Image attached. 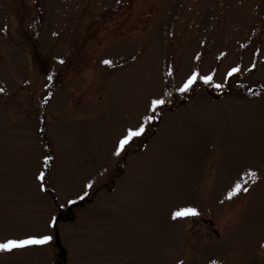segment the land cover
<instances>
[{"label":"rangeland","instance_id":"374dc122","mask_svg":"<svg viewBox=\"0 0 264 264\" xmlns=\"http://www.w3.org/2000/svg\"><path fill=\"white\" fill-rule=\"evenodd\" d=\"M193 68L223 87L173 92L113 156L146 99ZM263 86L264 0H0V238L53 235L0 264H264V91L246 92ZM248 167L258 181L228 199ZM186 206L199 214L173 221Z\"/></svg>","mask_w":264,"mask_h":264},{"label":"snow or ice","instance_id":"6c2138e0","mask_svg":"<svg viewBox=\"0 0 264 264\" xmlns=\"http://www.w3.org/2000/svg\"><path fill=\"white\" fill-rule=\"evenodd\" d=\"M243 47V45H241ZM220 56H224L225 53L221 52ZM199 56V53L197 54ZM219 58V57H218ZM59 63H63L61 58H57ZM135 59V57H133ZM104 65L111 66L113 61L110 59H102L100 61ZM250 68H254L255 64L249 66ZM240 65H235L227 69L224 78L228 79L233 76V74L239 72ZM248 69H245L247 71ZM167 75L172 76L173 70L171 67L168 69ZM47 79L51 81L53 79L52 75L49 74ZM197 81H202L206 85H211L216 89H220L223 87L222 84L214 83V72H209L206 75H201L197 68H193L190 73H188L182 81L179 83V86L174 87L171 90H165L162 94H153L146 99L144 111L138 116L136 123L127 124L122 127L120 133L116 137L113 142L111 154L113 156L119 157L122 154H126L130 148H134L139 141L142 140L148 128L156 121L159 120V110L160 106L168 103V97H171L173 92H178L181 95L188 93L193 89L194 85ZM27 83V81H25ZM45 88L48 87L47 84L44 85ZM5 89L0 87V93H3ZM248 92L251 93L252 89L249 88ZM51 96V93L48 94ZM48 97H45V101ZM43 166L34 174V179L37 182L38 190L41 193H44L47 189V173L46 168L49 163L53 161L54 157L51 155H43L42 156ZM259 179L258 173L252 167H248L246 170L240 173L239 179H237L232 186L229 188L227 192V198L231 199L236 196L238 193L247 194L250 191V188L247 185L249 181L257 182ZM93 179H88L83 187L84 189L92 188L94 184ZM88 195L87 191H84L82 194L77 195L75 197L76 200H82L84 197ZM68 204H74L75 201L73 199L67 200ZM62 206V205H61ZM198 210L193 206L179 207L176 210L171 212V219L175 221L178 218L186 217V216H196L198 215ZM56 217L52 215L50 219L47 221L48 229H55ZM53 239V235L47 233H24L21 235H13L9 234L3 238H0V253H12L15 250H24L34 245H46ZM261 248H264V242L260 245ZM177 264H182V262L177 261ZM209 264H217V261L212 260Z\"/></svg>","mask_w":264,"mask_h":264},{"label":"trees","instance_id":"16d2710c","mask_svg":"<svg viewBox=\"0 0 264 264\" xmlns=\"http://www.w3.org/2000/svg\"><path fill=\"white\" fill-rule=\"evenodd\" d=\"M229 82H230V81L227 82V86H225V87L223 88V89H224L223 91H228V88H229V87H228ZM256 87H258V86H256ZM249 88H251V87H248V88L246 89V92H247L248 95L252 94V95L255 96V95H257L259 92L264 91V86L262 87V89L255 88L256 91H255L254 93H249V92H248V89H249ZM190 93H191V92H190Z\"/></svg>","mask_w":264,"mask_h":264}]
</instances>
